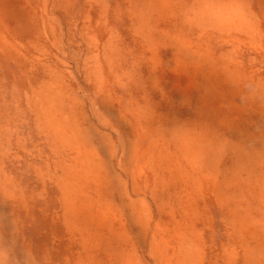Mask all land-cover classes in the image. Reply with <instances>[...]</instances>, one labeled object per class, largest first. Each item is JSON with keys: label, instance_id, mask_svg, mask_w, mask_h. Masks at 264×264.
I'll list each match as a JSON object with an SVG mask.
<instances>
[{"label": "rangeland", "instance_id": "1", "mask_svg": "<svg viewBox=\"0 0 264 264\" xmlns=\"http://www.w3.org/2000/svg\"><path fill=\"white\" fill-rule=\"evenodd\" d=\"M0 264H264V0H0Z\"/></svg>", "mask_w": 264, "mask_h": 264}]
</instances>
